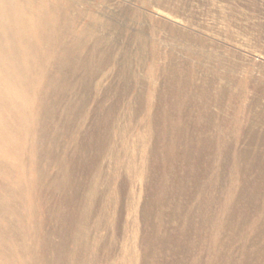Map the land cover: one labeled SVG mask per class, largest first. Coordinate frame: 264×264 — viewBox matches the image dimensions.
Segmentation results:
<instances>
[{"label":"bare ground","instance_id":"6f19581e","mask_svg":"<svg viewBox=\"0 0 264 264\" xmlns=\"http://www.w3.org/2000/svg\"><path fill=\"white\" fill-rule=\"evenodd\" d=\"M111 5L0 0V264H97L123 168L146 183L141 264H264V157L236 151L228 184L213 164L232 148L231 134L240 143L244 129L252 145L256 129L229 116L227 88L180 65L162 69L156 107L152 93L134 96L127 77L105 85L132 55V43L113 35L130 34V10ZM199 49L191 48L198 62ZM140 112L139 135L128 137ZM127 248L119 264H136Z\"/></svg>","mask_w":264,"mask_h":264},{"label":"rangeland","instance_id":"374dc122","mask_svg":"<svg viewBox=\"0 0 264 264\" xmlns=\"http://www.w3.org/2000/svg\"><path fill=\"white\" fill-rule=\"evenodd\" d=\"M107 2L115 5L117 12L123 9L130 10L128 13L131 21L130 34L126 35V32H120L118 29L113 35L116 36L115 40L118 43H132L130 47L132 55L128 70L125 73L115 71L114 77L108 76L104 80L105 85L110 84L113 79L116 84H122L123 78L127 77L132 83L134 96L143 94L145 100L147 95L152 93L156 107L161 102V96H164L159 90L165 83L162 69L167 64L185 67L188 77H191V73L201 81L212 79L216 88H227L229 94L232 93L228 95L226 92L225 95V101L229 105V116L238 117L243 128L254 127L258 135L257 143L252 145H249L250 140L244 129L238 136L240 143H236L235 135L229 136L232 148L228 154L213 155V164L220 176L218 180L225 178L224 182L227 184L230 182L233 164H237L236 151L250 148L251 152L264 157V0H107ZM188 34L194 36L196 40L187 38ZM191 48H200L205 57L198 62L197 57L191 54ZM140 53L145 57L144 64L139 62ZM244 80L249 83L239 86L238 83ZM234 95L240 97L236 98ZM192 97L197 100L195 95ZM140 117L141 112L134 121H127L130 126L128 137L136 138ZM221 118L222 116H218L214 120L219 122ZM214 135L217 137V131ZM119 141L118 138L116 151L121 155L125 152L126 144ZM141 149L143 147L140 146V150L134 153L136 164L141 161ZM147 149H152L151 144H148ZM216 150L217 147L214 153ZM104 160L102 164L106 174H113L112 160L110 158ZM223 160H226V168H222ZM121 171L112 190L116 198L115 220L101 233L103 239L95 253L99 258L97 264H119L121 254L122 257L128 255L129 245L134 250L136 264L142 262L140 243L144 227L142 207L146 199V183L144 179L139 181L134 177L128 179L126 168ZM122 182L126 188L124 193H119L118 186ZM203 256H206L205 252Z\"/></svg>","mask_w":264,"mask_h":264}]
</instances>
